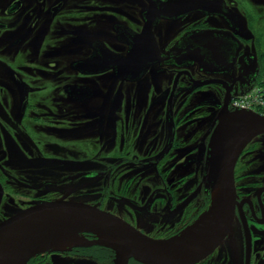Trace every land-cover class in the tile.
Listing matches in <instances>:
<instances>
[{
  "label": "flooded vegetation",
  "instance_id": "af4514ba",
  "mask_svg": "<svg viewBox=\"0 0 264 264\" xmlns=\"http://www.w3.org/2000/svg\"><path fill=\"white\" fill-rule=\"evenodd\" d=\"M163 1L0 0V222L65 202L165 240L213 208L217 244L194 264H264V134L234 161L214 142L264 53L236 0H217L229 22ZM78 236L26 264L121 263Z\"/></svg>",
  "mask_w": 264,
  "mask_h": 264
},
{
  "label": "water",
  "instance_id": "95a60500",
  "mask_svg": "<svg viewBox=\"0 0 264 264\" xmlns=\"http://www.w3.org/2000/svg\"><path fill=\"white\" fill-rule=\"evenodd\" d=\"M159 8V14L164 16L174 13L173 9H182L184 13L200 10L217 14L229 22L227 14L219 11L217 0H165L160 2ZM229 102L227 95L224 104ZM219 117L214 142L221 144L220 151L233 161L253 137L264 134V116L258 113L235 110ZM212 175L219 183L232 182V168L228 172H212ZM227 190L223 188L222 199ZM198 222L179 236L155 240L93 207L65 202L36 205L0 222V264H26L54 244L82 232L111 236V239H97L95 244L114 250L115 255L124 253L120 260L117 259L120 264H126L130 258L141 264H194L211 252L219 234L218 227L213 228V224L200 232L188 234L189 230L196 229Z\"/></svg>",
  "mask_w": 264,
  "mask_h": 264
},
{
  "label": "built area",
  "instance_id": "2783aa9c",
  "mask_svg": "<svg viewBox=\"0 0 264 264\" xmlns=\"http://www.w3.org/2000/svg\"><path fill=\"white\" fill-rule=\"evenodd\" d=\"M230 106L235 110L252 111L264 116V76H260L247 89L234 95Z\"/></svg>",
  "mask_w": 264,
  "mask_h": 264
},
{
  "label": "rangeland",
  "instance_id": "374dc122",
  "mask_svg": "<svg viewBox=\"0 0 264 264\" xmlns=\"http://www.w3.org/2000/svg\"><path fill=\"white\" fill-rule=\"evenodd\" d=\"M236 1L243 7V11L248 18L257 49L264 53V0H254V5L250 3V0ZM250 6H252V9H250Z\"/></svg>",
  "mask_w": 264,
  "mask_h": 264
},
{
  "label": "bare ground",
  "instance_id": "6f19581e",
  "mask_svg": "<svg viewBox=\"0 0 264 264\" xmlns=\"http://www.w3.org/2000/svg\"><path fill=\"white\" fill-rule=\"evenodd\" d=\"M213 224V210L208 213V214H203L200 219L199 222L196 225V229L193 230H189L188 234H194L197 233L198 231H202L204 229H206L209 226H212ZM98 239H111L112 237L109 236L106 233H98V234H94ZM82 242V237L78 236V235H72L70 236L68 239L64 240L63 242H60L58 244H54L51 247V250H59V249H64L67 247H70L71 245L77 244V243H81ZM117 259H121V257H123L124 253H117Z\"/></svg>",
  "mask_w": 264,
  "mask_h": 264
},
{
  "label": "trees",
  "instance_id": "16d2710c",
  "mask_svg": "<svg viewBox=\"0 0 264 264\" xmlns=\"http://www.w3.org/2000/svg\"><path fill=\"white\" fill-rule=\"evenodd\" d=\"M262 75L264 76V73Z\"/></svg>",
  "mask_w": 264,
  "mask_h": 264
}]
</instances>
